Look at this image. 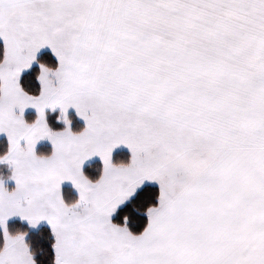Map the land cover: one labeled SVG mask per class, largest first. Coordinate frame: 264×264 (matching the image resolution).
I'll return each mask as SVG.
<instances>
[{"label": "snow or ice", "instance_id": "obj_1", "mask_svg": "<svg viewBox=\"0 0 264 264\" xmlns=\"http://www.w3.org/2000/svg\"><path fill=\"white\" fill-rule=\"evenodd\" d=\"M0 142V264H264V0H0Z\"/></svg>", "mask_w": 264, "mask_h": 264}, {"label": "trees", "instance_id": "obj_2", "mask_svg": "<svg viewBox=\"0 0 264 264\" xmlns=\"http://www.w3.org/2000/svg\"><path fill=\"white\" fill-rule=\"evenodd\" d=\"M0 143H2V142H0ZM119 151V150H118Z\"/></svg>", "mask_w": 264, "mask_h": 264}, {"label": "crops", "instance_id": "obj_3", "mask_svg": "<svg viewBox=\"0 0 264 264\" xmlns=\"http://www.w3.org/2000/svg\"><path fill=\"white\" fill-rule=\"evenodd\" d=\"M118 151V150H117Z\"/></svg>", "mask_w": 264, "mask_h": 264}, {"label": "rangeland", "instance_id": "obj_4", "mask_svg": "<svg viewBox=\"0 0 264 264\" xmlns=\"http://www.w3.org/2000/svg\"><path fill=\"white\" fill-rule=\"evenodd\" d=\"M119 150V149H118Z\"/></svg>", "mask_w": 264, "mask_h": 264}]
</instances>
